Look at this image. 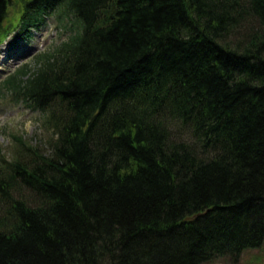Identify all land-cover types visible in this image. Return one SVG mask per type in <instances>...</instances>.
Returning a JSON list of instances; mask_svg holds the SVG:
<instances>
[{
  "label": "trees",
  "instance_id": "1",
  "mask_svg": "<svg viewBox=\"0 0 264 264\" xmlns=\"http://www.w3.org/2000/svg\"><path fill=\"white\" fill-rule=\"evenodd\" d=\"M49 16L68 38L0 83L51 135L0 162V264L262 248L264 0H0V46Z\"/></svg>",
  "mask_w": 264,
  "mask_h": 264
},
{
  "label": "rangeland",
  "instance_id": "2",
  "mask_svg": "<svg viewBox=\"0 0 264 264\" xmlns=\"http://www.w3.org/2000/svg\"><path fill=\"white\" fill-rule=\"evenodd\" d=\"M19 12V3H14L9 10L7 23L15 20ZM31 33L28 40H19L17 45L12 44L16 40L11 38L0 46V83L25 64L32 68L37 66L35 59L39 54L53 51L70 34L61 28L55 16H49L44 27ZM42 118L40 112L24 104L13 103L10 98L0 94V162L12 161L19 155L21 157L24 148H48L51 135L42 129ZM16 137L22 138L23 149L18 146ZM209 264H264V245L260 249L247 251L237 261L218 259Z\"/></svg>",
  "mask_w": 264,
  "mask_h": 264
}]
</instances>
